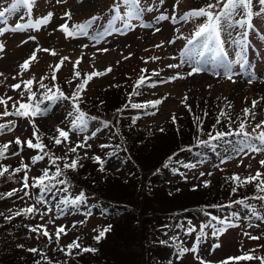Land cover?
I'll return each mask as SVG.
<instances>
[{"label":"rangeland","instance_id":"rangeland-1","mask_svg":"<svg viewBox=\"0 0 264 264\" xmlns=\"http://www.w3.org/2000/svg\"><path fill=\"white\" fill-rule=\"evenodd\" d=\"M116 2L117 0H64L62 3H57L56 0H35L31 17L28 16L25 9L21 8L17 13L8 18L7 24H0V27H12L18 22L23 23L29 19L34 20L46 15L48 12L54 13L51 22L41 26L39 30L8 31L0 35V43H3L5 46L4 50L0 52V73L3 74L0 75V97L4 99L8 97L12 98L8 101L7 105L10 112L13 110L12 104L15 101L26 100L27 97V94L23 98L20 96V93L25 91L23 84H21L19 89H14L12 85L26 81L32 77H35L37 81L32 85V88L37 93L38 100L42 99L41 93L45 91L39 87L38 82L41 77H47L44 83L52 88L53 91H55L53 85H59L66 95L71 96L79 80H74L71 84L67 83V81L72 80L74 63L78 58L83 56V59L76 69L81 72L82 77L84 73H92L94 70L103 72L109 66L112 67V71L106 75L93 77L83 93L87 97L93 95V97L87 98L88 106L94 105L97 109L103 111L108 110L111 115L113 109H110L112 106L109 104L110 99L113 97L121 95L122 100L124 98L127 99L124 102L125 104H130L135 100L134 98L130 99L128 96L132 80L127 84L120 85L119 83L122 79L127 74L132 79L134 75L141 72L140 68L149 65L151 70V75L149 76L151 78L150 82H156L155 87H150L148 84H145L139 91L138 99L133 103H143L156 99L163 100V103L158 106V110L154 108L133 109L128 107L119 113L122 118L130 117L129 120L133 117H139V124L136 126H150L153 129L162 124V127H164L165 123L170 121L173 114H175L176 118L182 115L180 112L184 110L185 105L182 101H184L185 96L190 99L192 95L200 96L202 94H204V99L205 101L207 100V103H212L214 107L213 112L221 113L223 110L227 113L226 119L229 120L230 118L234 122L240 123L241 120H246L249 131L257 123L264 120V19L255 18L253 20L256 30L249 32L246 53L247 63L243 70L238 65L235 66L234 70L239 73L234 77L235 82L226 79L223 75H214V72L219 69H214L210 65H204L206 70L201 73L188 76L184 79L169 81L168 77L175 75L177 72L186 74L190 71L189 65H184L180 69H170L167 65L180 63L181 54L185 48L187 39L194 33L197 25L204 22L205 18H195L187 22L178 20L175 24L172 23L171 19L157 22L155 17L159 16L162 12L169 15V17L173 15V4L175 0H165L164 4H160L159 0H141L142 7L153 9L152 11L144 12L142 21L134 20L133 25L135 27L133 29H122L120 32H112L97 43L90 37L98 32H104L106 29H109L111 27L110 21L118 27L120 26L118 21H113L112 19L114 15L112 9ZM209 2L210 0H180L179 5L175 8V14L179 17L184 12L190 9L200 8ZM9 3H11V0H0V6H7ZM121 10L123 12V5H121ZM254 10H259V5L255 3V0ZM67 11L71 12V19L64 16V13ZM92 16H97L98 19L89 30V36L66 38L65 34L59 30V25L65 22L71 28L73 25L82 23ZM236 18L239 19L240 17L238 16ZM141 23L151 24L152 27H141L139 26ZM157 27L161 29L159 32L155 31ZM176 29H179V31H176ZM239 31V28H228L224 34V38L226 40L229 39V32L232 38H239ZM29 36H34L36 39L29 40ZM176 37L180 38L177 39ZM173 39H175V43H168L169 40ZM25 40L28 42L22 43ZM161 42H163L161 47H155L161 44ZM83 45L88 46L83 47ZM37 46L41 49L55 50L56 55L53 56L50 52L38 51L37 59L31 62L30 68L27 71L21 72L20 64L29 58ZM226 47L229 50L230 56H232L235 46L227 44ZM100 48H107L108 51H97ZM64 56L70 59L64 62L61 69L56 73V80L53 81L51 79L53 69L50 66L54 67L60 58ZM153 56L159 57V59H149ZM125 57L128 58L125 59ZM153 70L158 72L159 75L153 76ZM249 80L252 82L249 83ZM103 87H113L116 89L108 94H103ZM95 93L96 95H94ZM253 100L258 102L254 108L252 106ZM82 101L84 100L82 99ZM85 101L82 102V110L86 111L90 116H95L92 110L85 108ZM70 104L69 100L64 99H60L54 103L44 100L41 107H49L48 114L38 115L34 118L35 124L39 129L37 135L41 136L42 141L47 142L44 143L47 146L46 150H50L51 153L66 154L63 148L65 145H55L51 137L57 134V126L65 130H68L70 127L71 118L68 116V113L72 111ZM4 108L5 106L0 104V113H3ZM245 108L250 109L247 117H245L243 111ZM146 112H156V114L151 115L146 114ZM213 118H216V116H213ZM10 120L16 122L15 127L13 131H7L5 129L3 133H0V145L9 141H15L16 137H20L22 141H26L28 140L27 137L32 135L31 133L27 134L28 131L31 132L33 130L29 119L16 116H0V123H7ZM212 123L210 122V125H208L200 121V124H204L207 127H213L211 125ZM213 124L215 125V123ZM160 129L158 130L159 134L161 133ZM166 129L168 130L170 128L167 127ZM94 131H96V135L88 140V144L91 147L87 148L86 153L93 154L91 150L95 148L98 153L95 156H100L110 169L121 171L123 174L126 173V169L130 166L129 157L121 153L118 147H115L113 142L107 138L105 134L106 128L101 125L100 119L90 121L88 130L85 133L72 132L70 134V141L76 143L77 141L83 140L85 135L91 137ZM257 131L260 130L258 129ZM159 134L157 133L155 135L157 136ZM118 135L120 134L118 133ZM241 140L242 138L240 136L238 138L232 137L218 143H209V145L199 150L190 149L177 159L174 164L175 167L172 165L162 167L157 174L159 176L162 175L165 180L179 182V180L185 178L192 179L204 173L206 179L210 180L209 186L223 188V194H227L228 196V192H225L227 191L225 187L233 186V184H225V181H228L226 178L231 177L233 174H238L241 178H244L250 174L255 175L257 170H259L262 173L261 178L264 179V166L260 164V161L264 160V152H248L247 155L238 152L241 146ZM49 141L51 145H49ZM11 145L20 154L12 155V153H7L6 158L0 160V163L3 161L6 164L15 163L16 165H20L21 161H23L30 165L27 174L29 184L31 185L32 178L42 174L38 170L44 166V159L32 164L31 157L37 155L39 150L34 149L35 151L32 152L25 145L21 152L19 146L14 143ZM101 145H108V147L102 148L100 147ZM185 165L196 166L186 167ZM220 168L226 172L224 174L218 173V169ZM229 168H233L235 172L228 174L230 172ZM83 171H85V167L77 171L72 170L70 178L73 182L67 186V192L60 191V189L66 186L56 185L53 192L46 194L45 199L47 203L36 204V199L39 195L38 188L29 187L28 189H24L23 183L21 182L20 184V181L12 184L11 187L12 190H17V193L14 195V201L20 203V207L17 210L20 211L33 204H36V207L39 209L38 213L23 214L24 221L28 222V244L32 246L36 245L39 251H44L42 254L47 256L48 260L52 261V263L58 261L55 264H73L75 262L74 257L77 256L70 257L66 255V246L77 237H79L80 241L84 235L90 234L91 232L95 233L97 229H102L103 225L107 223L108 218H113L123 211L122 205H113L105 202L99 199L96 194L94 195L92 192L91 194L81 189L78 185H89L88 182L86 183L83 180ZM22 176L23 180L24 170H22ZM3 179L4 176L0 177V180ZM219 181L224 182V184H215ZM255 184L256 181L251 183L252 188L257 190ZM246 189L239 187L237 191L246 192ZM213 190L211 188V191ZM81 191L84 192L87 198L86 203L81 204L79 207L64 206L61 203L64 197L74 198ZM25 192L28 195H25ZM221 195L214 196V198H218ZM262 195L264 193H261L259 196ZM154 199H158V197ZM147 200H150V198ZM211 203L217 204V201L212 200ZM245 203L250 207H245L242 204L233 203L232 201L226 207L207 208L205 206L199 212L187 209L177 213V226L172 232V238L166 237L163 240L165 243L158 246L164 255L158 264L160 262L162 264H199V261L194 258L191 252L186 253L182 259H178L177 245L182 244L184 247L192 248L202 225L212 223L219 226L217 221L213 220L212 217L218 219L227 217L236 226L228 228L218 237L211 234L212 229L210 227L204 228L206 235L201 239L199 244V256L203 260L209 261L211 264H220V262L228 260L229 257H236L243 251H252L255 254L250 255L254 257H264V219L257 218L258 216H264V201L254 198L246 200ZM253 209L256 211L257 216L252 215ZM209 210L213 213L208 214ZM89 212L91 214L86 215ZM42 213H47L43 216V219H41ZM233 214L236 215L234 216ZM12 216L13 220L18 218V215L15 214ZM50 221H54V223H50ZM82 221L83 223H81ZM39 224L47 226L51 234V239L31 231L32 227ZM74 224L75 227H73ZM60 225L66 226L67 235L62 234L59 242H57L55 231ZM189 228H194L195 231L189 233L187 231ZM245 233L248 235H245ZM250 236H259L260 239L253 240L249 238ZM215 244H219L220 246L213 249V245ZM100 245L101 247L98 248V250L100 249L99 254L95 257H104L102 262L105 263L106 259L111 258L114 253L118 254L110 242L105 240ZM61 248L65 249V251H61ZM156 254L157 256L162 255V253L160 255L152 250L143 252L141 254L143 263L147 264L146 261H150ZM167 257H172L171 263L167 262ZM78 258L80 259L81 257ZM175 259L178 261H175ZM48 260L44 259V261H47L46 264H48ZM142 260L138 263L143 264ZM259 261V259L251 260L253 264ZM237 262L239 261L231 260L228 261V264H235ZM150 264L152 263L150 262Z\"/></svg>","mask_w":264,"mask_h":264},{"label":"snow or ice","instance_id":"snow-or-ice-1","mask_svg":"<svg viewBox=\"0 0 264 264\" xmlns=\"http://www.w3.org/2000/svg\"><path fill=\"white\" fill-rule=\"evenodd\" d=\"M57 3H62L64 0H56ZM160 4H164L165 0H159ZM180 0H175V3L173 4V15L169 17V15L164 14L163 12L155 17L156 21H166L171 19L172 23H177V21H189L191 19L200 18L203 17L204 22L197 25L194 33L191 35L190 38L187 39V43L185 45L184 50L181 54V61L177 64H169L167 65L170 69H180L184 65L190 66V71H188L186 74L177 72L175 75H172L168 77L169 81H173L176 79H184L188 76H192L194 74L201 73L205 71L204 65H210L214 69H219L218 71L214 72V75L220 76L223 75L226 79L232 80L235 82L234 77L238 75L239 73L234 70L235 66H239L241 70H243L247 63V48H248V36L250 31H255V25L253 23V20L255 18H262L264 19V0H255V3H258L259 10H254V0H210L209 3H207L204 6H201L200 8L190 9L186 12H184L179 17L175 14V8L179 5ZM35 5V0H11V3H9L7 6H0V24H7L8 18L17 13L21 8L25 9L28 16L31 17L32 15V9ZM121 5L124 6V10L122 12ZM113 21H118L120 26L118 27L116 24L112 23L110 21L111 27L109 29H106L104 32H98L94 35H92L90 38L95 40L97 43H99L106 35H110L112 32H120L123 30H131L135 27L133 25V21H142L143 20V14L145 11H152L151 8H144L141 6V0H117L116 3L113 5ZM54 13L48 12L46 15L37 18V19H29L26 22H18L12 27H0V35H3L5 32L13 31V32H19V31H26L28 29H35L39 30L41 26L47 25L51 22V19L53 17ZM64 16L68 19H71V12L67 11L64 13ZM240 17L237 19L236 17ZM98 19L97 16H92L88 20L77 23L73 25L71 28L69 27L68 23L65 22L61 25H59V30L62 31L65 34V37H72L76 38L79 36H89V30L93 27L95 21ZM139 26L141 27H152L151 24L147 23H141ZM228 28H239L240 31L238 33L239 38H232L231 33H228L229 39L224 38L225 32L228 30ZM160 28H155L156 32H159ZM176 31H179V29H176ZM177 39L180 37H176ZM29 40H35L36 37L29 36ZM28 41H22V43H27ZM168 43H175V39L169 40ZM163 42L161 44L156 45L155 47H161ZM227 44L234 45V51L232 56H230L229 50L226 47ZM88 45H83V47H87ZM190 46V47H189ZM4 44L0 43V52L4 50ZM38 51H44V52H50L53 56L56 55L55 50L50 49H41L39 46H37L36 49L33 50L29 58L25 59L22 64H20V70L21 72L27 71L30 68L31 62L37 59V52ZM99 52H107V48H100L97 49ZM128 57H125L127 59ZM70 58L67 56L61 57L59 62L53 67L50 66L52 70L51 79L54 81L56 80V73L61 69L62 65L65 61H68ZM83 59V56L78 58L76 62L73 65V76L72 80L67 81V83L71 84L74 80H79V83L76 84L75 89L73 90L71 96L66 95L59 85H53L55 88V91L52 90L47 84L44 83V80L47 79V77H41L39 83V87L44 89L45 91L41 93L42 99H37V93L33 91L32 85L37 82L35 77H32L26 81H21L20 83H17L15 85H12L14 89H19L21 87V84H23L25 91H22L20 93V96L23 98L25 97V94H27L26 100L22 99L19 101H15L12 104V111L10 112L8 110V101L11 100V97H8L7 99H4L3 97H0V104H3L5 106L3 113H0V116L7 117V116H16L21 118H27L29 119V122L32 124L33 127V138L35 139V143L33 142V138H29L26 141H22L20 137H16L15 141H9L7 143H4L0 145V160L6 158V153L9 151V147L11 144H15L20 147V151H23V147L26 145L30 149H36L39 150L37 155H34L31 157L32 164H35L43 159L45 157L48 158L49 163L51 165L55 166V171L51 172L49 168H45L42 170V174L38 177L32 178L31 185L29 184V177L27 174V170L30 168V165L24 163L21 161L20 167H17L13 170V173H19L22 170H24V179H23V188L28 189L29 187L38 188L39 189V195L36 199V204L41 203H47V200L45 199L46 194L53 192V190L56 188V185H65L66 187L63 189H60V191L67 192L68 188L67 185H69V181L67 180L65 170L71 169L76 170L79 165V161L81 160L80 155L78 154V149H84V148H90L91 145L88 144V140L91 139L96 135V131L92 132L91 137L85 135L84 139L81 141H77L73 146H70L67 148L66 154L64 156H55L53 153H51L50 150H46L47 146L43 143L41 136L37 135L39 129L37 128L35 124V117L38 115H47L50 108L49 107H41V104L44 100L55 102L60 99L64 100H70L72 103V111L68 113V116L70 119V127L68 130H65L59 126L56 128V135L51 137L55 145H61V144H69L70 143V134L72 132L77 133H85L88 130L90 121L97 120L98 117L90 116L86 111L82 110L80 107V104L82 102V94L86 90V86L89 83V81L93 77L106 75L108 72L112 71V67L109 66L106 68L103 72L100 71H93L92 73H84L83 77L81 75V72L76 70L78 68V65L80 64L81 60ZM151 60H158L159 57H150ZM147 62V61H145ZM147 69H141V73L147 72ZM0 75H3L0 73ZM153 76H158L159 73L153 70L152 72ZM151 78L147 77L145 75H140L139 78L136 80L135 85L133 86V92L130 94V98L133 95H139V89L144 86L145 84H148L150 87H155L156 82H150ZM249 83L252 81L249 80ZM187 96H185L184 101L182 103H185V106L188 107L189 111H191V107L186 104ZM163 103V100L156 99L151 101H145L143 103H130L125 104L122 108L117 109V113H121L124 111V109L131 107L133 109H149L154 108L158 110V106ZM257 101H252L253 108L257 105ZM231 107V105H229ZM245 117H247L250 113V109L245 108L244 110ZM146 114L155 115L156 112H151ZM227 113H225L223 110L221 111V116H226ZM139 117H133L132 122L133 124L136 122V120ZM172 122H176V116L175 114L172 115ZM199 120V117L196 118ZM15 121L10 120L7 123H0V133H3L5 129L7 131H13L15 127ZM109 121H103L102 124L104 127H107L109 125ZM220 123V119L217 118V124ZM216 126L213 125V128ZM229 127L231 128V123L229 124ZM260 131H257V130ZM198 130L202 131V128H199ZM99 131V129H97ZM163 131V129H161ZM236 134L242 138L241 140V146L238 149V152L244 153L245 155L248 154V152H264V120L257 123L251 131H248L247 129V123L246 120H241L238 127L231 131H217L215 134L212 132L208 133L209 140H197V143L199 144H207L210 141H215L217 139H220L225 136H230ZM100 147H108V145H101ZM247 150V151H246ZM68 153L75 154L74 158L70 159L68 158ZM20 152H13L12 155H19ZM87 155V153H85ZM93 161L99 164V168L101 171H104V164L105 161L100 156H93ZM172 158L169 157V160ZM57 161H63V166L61 167L60 164L57 163ZM260 164L264 166V160L260 161ZM186 167H195L196 165H185ZM9 167L5 165H0V177L5 176V174L9 175V178H11V175L13 173H9ZM165 167H167V164H165ZM201 175H204V173H201ZM211 175V173H209ZM60 177H64L61 179ZM262 173L257 170L255 175H249L244 178H241L238 174H233L231 177H228L227 179L232 181L235 186L232 187L231 191L236 192L239 187H242L246 184H251L254 181H258V183L255 184V187L257 190L261 193H264V179L261 178ZM210 184V181H204V186L207 187ZM195 190V188L193 189ZM17 190L13 189L11 192H8L6 194H0V197L3 196H12ZM25 195H28L27 192H25ZM86 196L83 191H81L78 195H76L74 198H68L64 197L61 201V203L64 206H72V207H79L81 204L86 203ZM256 199L264 201V195L256 197ZM233 203L242 204L245 207H250L245 203V200H239V201H233ZM36 204H33L32 206L25 207L21 209L20 211H17L15 215H28L33 213H38L39 209L36 207ZM47 213L41 214V219H43V216ZM91 213H87L86 215H90ZM234 216L236 214H233ZM252 215L257 216L256 211L252 210ZM11 219V217H8ZM259 219H264V216H258ZM213 220H216L218 225L209 223L208 225H202L200 228L199 235L196 238V241L194 242L192 248L184 247L182 244L177 245V258L182 259L183 256L186 253H193L194 258L199 261V264H211L209 261L203 260L199 256V244L201 242V239L205 237L206 233L204 231V228L210 227L212 229V235L213 236H220L222 235L228 228L234 227L236 225L232 224L230 222L229 218L224 219H218L216 217H212ZM50 223H54V221H50ZM83 223V221L81 222ZM75 227V224L73 225ZM111 225H108L103 230L99 232L97 236L94 237V239L99 242L102 238L105 237V234L110 231ZM31 231L37 232L39 234H42L45 237H48L51 239V234L49 233L47 226L44 224H39L31 228ZM189 233L195 231L194 228H189L187 230ZM67 235V228L64 225H60L56 228L55 231V238L56 241L59 242V239L61 235ZM245 235H248L245 233ZM250 239L257 240L260 239L259 236H250ZM219 244L213 245V249L219 247ZM67 252L66 255H72L73 249H79L80 251L77 254H80L82 252H95L97 249L95 248H87L82 247L81 243L79 242V237H77L75 240L70 242L67 246ZM61 251H65V249L61 248ZM29 251L36 253L38 252V249L32 248L29 249ZM42 255V259L48 260L47 256ZM252 259H259L261 261V264H264V257H254L250 255L249 253H244L241 256L237 257H229L228 260L220 262V264H228V261L235 260H252ZM37 264H40L39 261H37ZM48 264H52L50 260H48Z\"/></svg>","mask_w":264,"mask_h":264},{"label":"trees","instance_id":"trees-1","mask_svg":"<svg viewBox=\"0 0 264 264\" xmlns=\"http://www.w3.org/2000/svg\"><path fill=\"white\" fill-rule=\"evenodd\" d=\"M140 69H147L148 71L145 73L140 72L134 75L132 79L127 74V76L119 83L120 85L127 84L132 80L130 91L128 93L129 98L130 94L133 92V86L139 76L143 74L149 77L151 75L149 65L143 66V68ZM113 87H103V94H108L116 89ZM94 95H96V93ZM195 96L192 95L191 98H187L189 100L186 101V104L191 107V111H189L188 107L184 106V110L180 112L182 115L177 117L175 123L170 119L169 122L165 123L164 127H162L161 124L157 128L152 129L150 126H136L139 124L138 119L133 124L132 118L130 120V117L122 118L121 115L117 113L116 110L122 108L125 105L124 102L127 100L125 98L122 100L121 95H117L110 99L109 105L112 106L110 109H113L111 115L108 110L103 111L97 109L94 105L88 106L87 98L93 97V95L87 97V95L82 94V99L84 101L86 100L84 105L85 108L87 110H92L95 117L100 119L101 125H103V121L110 122L109 125L105 127V134L107 138L113 142L114 146L118 147L121 153H124L129 157L130 166L126 169V173L123 174L121 171L110 169L105 162L104 171H101L99 164L92 159L93 156L96 154L98 155L95 148L91 150L93 154L87 153V155H84L88 150L87 148L78 149V154L81 157L79 165L82 166H78L75 171L85 167L82 177L83 180L89 184H87L88 186H78L87 192H92L94 195L96 194L99 199L105 202H109L113 205H122L123 211L113 218H108L107 223L103 225L102 229H97L95 233L91 232L81 238L79 242L82 247L95 248L97 251L77 254L80 250L74 249L72 255H70V257L77 256L74 257L75 262L73 264H139L138 262H141L142 260L141 254L151 250L160 255L162 253V255L157 256L156 254L150 259V261L146 262L147 264H150V262L152 264H158L164 256L158 246L165 243L163 240L166 237L172 238V232L177 226V213L187 209L199 212L204 209L205 206L207 208L226 207L232 201H239L242 199L246 201L248 199H254L261 194L258 190L253 189L251 184L248 186H242L243 189L247 188L246 192H232L231 188L234 187L235 184L228 180L225 181V184H233V186L225 187L227 189L225 192H228L227 196V194H223V188H215L209 185L205 187L204 181L210 180L206 179L204 175H198L192 179L185 178L179 180V182H174L165 180L162 175L159 176V174H157L162 167H165V164H167V166L172 165L175 167L174 164L177 159L190 149L199 150L209 145V143H218L224 141V139L232 137L238 138V135L233 134L215 141H210L207 144L197 143V140H209V132L215 134L217 131L227 132L234 130L238 127L239 122L231 121L230 118L227 120L226 116H221V113L213 112L214 107L211 102L207 103V100L205 101L204 94ZM138 97V95L131 96L130 99H135L132 103L136 102ZM69 102L71 103L70 100ZM82 102L80 104L81 108L83 106ZM70 107L72 108V103L70 104ZM213 116H216V118H213ZM197 117H199V120L196 119ZM217 118L220 119L219 124H217ZM195 121L197 122L194 123ZM200 121L205 122L208 125H210V122H213L216 127H207L204 124H200ZM213 123L211 124L212 126L214 125ZM230 123L231 128L229 127ZM198 125L199 128H202V131L198 130ZM166 126L170 129L167 130ZM160 128L163 129V131H160L161 133L159 134L158 130ZM29 133L32 135L27 138H33V130H31V132L28 131L27 134ZM118 133L120 135H118ZM157 133L159 135L156 136L155 134ZM33 142L35 143L34 138ZM43 143L47 142L43 141ZM71 143L64 144L65 146H63V148L65 151H67L68 147L75 144ZM49 145H51L50 141ZM29 150L32 152L35 151L30 148ZM13 152H16L15 147L10 145L7 153ZM53 154L55 156L65 155L62 153ZM67 155L69 160L75 156L73 153ZM169 157L172 159L169 160ZM172 162L173 164H171ZM57 163L60 164V166H63V161H57ZM0 165L10 166L9 173H13L15 168L20 167L19 164H6L3 161ZM43 165L44 166L38 170L39 173H42V170L45 168H49L51 172L55 171V166L49 163L47 157H45ZM229 171L228 174H233L235 172L233 168H229ZM71 172V169L65 170L69 184H72L71 182H73L70 178ZM219 172L220 174H224L226 171L220 168L218 169V173ZM22 177V171L19 173H13L11 178H9L8 174H5L4 179L0 180V194L11 192V187L14 183H18L19 181L20 184L21 182L23 183ZM60 178L63 179L64 177ZM220 183L224 184L222 181L216 182L215 184L219 185ZM256 183L258 182L256 181ZM194 188L195 190H193ZM211 188L214 190L211 191ZM16 193L17 192L12 196L5 195L0 197V263L37 264V261H39L40 264H46L47 261H44L41 255L44 251H39V248L36 245L32 246L28 244L27 233L29 229L27 228L28 222L24 221V215H18L16 220H13L12 218V215L19 211L17 209L20 207V203L14 201V195ZM220 194L222 195L218 198H214V196ZM155 197H158V199H154ZM148 198H150V200H147ZM212 200L217 201V204L211 203ZM210 213L212 214L213 212L209 210L208 214ZM8 217H11V219ZM108 225H111L110 231L105 234L104 238L97 242L94 237ZM105 240L112 244L111 246L115 248L118 254L114 253V255L111 258L106 259V262L104 263L102 262L104 257L95 256L99 254L100 249L98 250V248L101 247L100 243ZM32 248L38 249V252L33 253L29 251V249ZM244 253L255 254L252 251H243L237 256H241ZM78 257L81 258L79 259ZM167 258V262L171 263L172 257ZM175 261L178 260L175 259ZM159 264H162V262ZM235 264L253 263L251 260H240ZM256 264H261V261Z\"/></svg>","mask_w":264,"mask_h":264}]
</instances>
